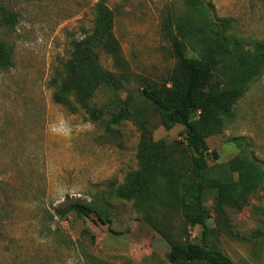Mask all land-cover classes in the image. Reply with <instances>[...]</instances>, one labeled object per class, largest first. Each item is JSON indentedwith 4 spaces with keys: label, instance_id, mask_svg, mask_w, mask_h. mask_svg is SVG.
<instances>
[{
    "label": "rangeland",
    "instance_id": "obj_1",
    "mask_svg": "<svg viewBox=\"0 0 264 264\" xmlns=\"http://www.w3.org/2000/svg\"><path fill=\"white\" fill-rule=\"evenodd\" d=\"M114 13L113 35L120 56L93 46L102 68L122 77L119 88L100 86L77 114L53 100L51 80L71 56L73 43L90 34L96 5ZM212 18L233 20V34L245 47L264 41V0H207ZM19 14L11 29L0 24V41L13 49V66L0 69V264H159L169 245L133 207L108 196L111 187L138 169L143 135L168 145L184 142L185 128L166 129L158 110L142 95L141 78L161 83L176 60L163 34L168 14L190 13L184 0H0ZM189 56L196 57L190 46ZM91 110L102 117L94 122ZM127 111L119 124L109 119ZM109 126V128H108ZM237 140V141H235ZM213 174H230L236 156L264 169V69L235 106V119L207 139ZM236 174H233V176ZM104 193L112 223L95 215L57 213L70 201ZM214 196L209 194L207 207ZM168 231L198 241L200 227L179 231L178 213H155ZM229 228L218 245L235 264H264V192L241 211L227 210ZM209 225L217 227L211 210Z\"/></svg>",
    "mask_w": 264,
    "mask_h": 264
},
{
    "label": "trees",
    "instance_id": "obj_2",
    "mask_svg": "<svg viewBox=\"0 0 264 264\" xmlns=\"http://www.w3.org/2000/svg\"><path fill=\"white\" fill-rule=\"evenodd\" d=\"M184 1L190 13L180 19L168 14L162 24L176 60L174 67L161 83L147 78L139 83L144 99L158 110L162 125L166 129L184 126L185 140L168 145L143 135L138 169L127 174L123 184L111 187L108 196L133 201L135 211L163 236L169 251L167 261L159 264H235L218 245L219 231L229 228L227 210L241 211L252 197L264 192V169L253 158L236 156L228 164L230 174H213L209 157L217 158V153L210 150L207 139L234 121L236 104L262 73L264 41H252L247 48L233 34L231 18H212L207 0ZM18 22L17 12L3 9L1 26L12 29ZM113 22V11L104 1L99 2L91 33L73 43L70 58L56 69L51 80L53 100L71 114L89 109L87 105L100 86L123 85L122 77L102 68L93 50L100 46L109 54H120ZM190 46L196 57L189 56ZM12 56V47L0 41L1 70L13 66ZM90 116L94 122L102 117L96 110H91ZM128 118L127 111L120 112L109 119V126ZM209 194L214 196L211 209L206 205ZM159 210L168 217L179 214L183 222L179 231L200 227V239L170 233L155 216ZM211 210L216 228L209 225ZM56 211L61 217L71 212L80 218L95 215L104 224L113 219L104 193L90 201H70Z\"/></svg>",
    "mask_w": 264,
    "mask_h": 264
}]
</instances>
